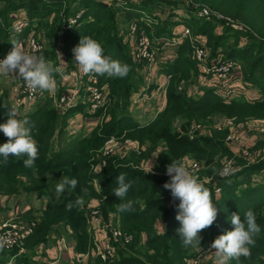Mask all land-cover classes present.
<instances>
[{
  "label": "trees",
  "instance_id": "trees-1",
  "mask_svg": "<svg viewBox=\"0 0 264 264\" xmlns=\"http://www.w3.org/2000/svg\"><path fill=\"white\" fill-rule=\"evenodd\" d=\"M2 1L5 4L0 8V15H4L7 21L12 22L13 20L8 13L20 6L27 9L28 21L18 33H13L11 27L0 26V31L4 35L0 41V54L6 55L11 50L10 41H19L28 32L36 31L43 25L47 36L44 48L48 46L49 50L47 51L48 47H46L40 49L37 54H42L46 59H55L53 65L57 69L60 64L57 58L59 42H62L61 46L67 51L71 65L73 49L79 44L80 38L86 36L101 43L105 56L118 60L122 64L133 66L130 52L126 50L125 45L123 47L118 34L121 30L117 28L112 17L105 15L109 11L104 10L111 6L109 0H75L77 2L75 10L81 7L83 12L77 18V23H71V25H68L67 20V16L74 11L69 7L71 3L64 8L63 16L65 17L63 19L59 16L54 18L52 23L48 22L49 13L60 8L63 0H0ZM182 1L123 0L121 7L117 8L123 9L124 21L134 20L139 27L147 29L149 24L145 22L143 13L150 14L159 3L175 6L181 2L180 4L186 9L191 7L185 0ZM192 1L205 2L213 8L212 10L239 22L242 28L247 27L243 30L226 25L220 33H216V23L212 20L195 16L184 19L186 25L189 27L194 25L206 34L207 45L211 47L210 55L216 54L220 48L222 53L228 54L241 63L242 75H245L247 81L255 84L261 96L251 101H238L236 99L225 100L213 86L206 87L196 95L179 90L175 80H178L182 74L183 76L188 74L185 66L190 58L187 55L175 56L171 61H166L163 67L164 72L171 78L166 86L164 105L155 116L146 123H140L127 110L129 102L126 99L130 92L126 87L127 83L132 86V81L128 79L127 83L124 82L127 76L134 73L136 80L141 78L135 69L124 78L99 76L100 83L110 86L112 100L108 102L111 104L106 111L108 117L100 124L97 123L88 133H80L71 138L65 137L61 146L56 144L57 148L54 136L58 135L60 141L64 137V128L57 118L59 115L57 108L44 107L42 102L38 103L35 108L24 115L30 121L32 137L39 147L40 155L34 165L30 168L24 167L23 160L26 157L10 156L5 161L0 156V199L5 196L8 198L18 196V201H22V197L29 192L38 196L46 195V199L38 209L34 206H24L18 211L19 217L35 221V225L33 231L23 241L26 250L16 256L17 262L34 263L37 260L38 264H44L40 259H32L37 245L40 242L45 243L51 240L50 234L53 231L60 234L61 227L65 225L72 228L73 248L76 251L82 252L90 248L92 237L91 232L87 230L84 207L73 208L71 211L65 208L67 202L83 195L85 202L91 197L100 198L99 208L103 217L115 222L124 232L133 234L132 240L127 243L112 241L115 244V254L106 261V264H185V258L190 255V251L182 246L176 231L179 227V221L176 219L179 199H170L167 189L163 187L165 182L170 180V176L163 173V169L165 170L172 160H179L180 155L187 151L201 154L208 159H212L214 155L228 154L231 151L220 137L206 135L191 137L186 133H179L177 128H183L192 119L204 118L218 111H225L226 114L231 115L249 112L254 117H264V82L259 80L257 75V72L264 74V0ZM98 18L103 19V22H99ZM168 19L174 20L169 17ZM11 32L13 36L8 38ZM242 33L248 39L241 42L242 44L228 49L226 47L228 43H222L226 39L225 36L238 37ZM157 34L166 36L173 33L171 29L160 26ZM187 45V38H185L178 43L177 51L182 52L188 49L187 53H189L190 47ZM68 67L67 64L64 70H68ZM55 75L58 78L63 77L59 71ZM1 97L0 123H5L7 116L4 106L11 107L12 105L2 100ZM179 120H181L180 123H178ZM111 134H124L136 140L144 149L130 150L122 155L123 157L115 155L116 153L102 156L104 141ZM7 139L0 131V144L7 142ZM159 147L160 149H157ZM154 150L155 152L163 150V152L154 157L153 172L144 173L142 166L135 165L141 160L151 161ZM103 159L106 163L93 170L94 164ZM100 168L101 171H99ZM120 173H125L126 180L131 183L126 197L127 200L133 201L134 210L131 213H121L117 210L121 201L112 192L118 186L116 176ZM60 176L69 179L76 178L79 183L74 190L67 188L55 197L51 189L61 181L57 179ZM93 178L99 180L100 189L92 183ZM203 184L210 190L216 203L217 218L212 226L199 233L200 243L205 246L211 245L217 236L232 230L233 225L230 219L232 213H237L243 220L244 213L252 210L261 227V232L256 237L255 246L251 248V256L247 259L241 258L239 264H264V259L261 257L264 252V158L252 163H242V167L233 171L232 175L224 177L218 174L211 181H205ZM216 187L220 188L217 193L215 192ZM82 188L87 189L86 195L81 192ZM5 204L0 201V208ZM1 217L3 215L0 213ZM160 223L164 226V230ZM7 250L0 252V260L6 258ZM17 250L18 247L15 246L8 252L16 254ZM101 263V257L93 251L85 261L80 262V264ZM229 264H237V262L233 260Z\"/></svg>",
  "mask_w": 264,
  "mask_h": 264
},
{
  "label": "rangeland",
  "instance_id": "rangeland-1",
  "mask_svg": "<svg viewBox=\"0 0 264 264\" xmlns=\"http://www.w3.org/2000/svg\"><path fill=\"white\" fill-rule=\"evenodd\" d=\"M121 1L123 0H118V1L109 0V3H111L110 4L111 6L110 8L108 7L104 11H109L105 15L107 17H112L114 19L115 24L117 25V28L121 30V32L118 33L120 35V40L122 42L123 47L125 45L126 50L130 52L131 60L133 61L132 62L133 66L131 67V65H129L131 67V71L135 69L137 72V75L139 74L141 76V78H138L136 80L135 73H134L131 76H127L124 82V83H127L128 79L132 81V86H130L129 83H127V87H126V89L130 92L128 99H126L129 102L127 106L128 107L127 110L132 115L136 114L137 112H138L137 115L141 114V112L146 115L147 113H151L152 112L151 110L154 107L155 109L157 107L156 112H155V115H156L158 111L163 107L164 102H165L166 86L170 80L169 78H171L169 74L168 76H166V73L164 72L163 67L165 66L166 61H171L172 59L175 58V56H181V55H187L190 59L188 62L186 61V66H185V71L188 74L186 76H183L182 74L178 80L177 79L175 80L177 89L185 90L188 94H191V95H196L200 93L206 87H210V86L212 87L214 85L215 91L220 93L225 100L236 99L238 101H251V99H253V98H250L253 95L250 92H252L251 88L252 87L256 88V86L254 83L247 81L246 78L244 77L245 75H242V67H243L242 64L236 61L235 59L231 58L230 56H228V54L222 53V49L220 48L216 54L210 55L211 47L207 45L206 34L203 33L202 31H199L194 25H193L194 27L190 26L189 35L183 36L182 39L180 38L177 42H175L176 44L175 43L170 44L171 37L175 35L176 33L180 34L182 32L183 27L187 26L184 22V19L192 17V16H195L197 18H204V17L196 15L195 13V11L197 12V9L201 5L206 6L207 8H210L211 10L213 9L207 3L205 2L200 3V2H196L192 0H185L187 4L191 5V7L188 9L183 7V5L180 4L181 2L177 3V5L175 6L173 5L169 6L168 3H159V5L153 8L154 10L150 14L146 11H145L146 13H143L144 15L143 18L145 22L149 24V27L147 29L139 27L138 24H137V27H135L134 29H131V24L134 20L129 19L128 21H124L123 20V15H124L123 9L117 8V7H121ZM179 1H182V0H179ZM68 3H71L69 4V7L72 8V10L74 9V11H72L69 15L67 14L68 15L67 20L69 22L68 25H71V23L76 24L77 18H79L82 15L83 9L80 7L79 9L75 10V8L77 7L76 6L77 2L75 0H63L62 6H60V8L54 9L52 13H49V15L47 16L48 22L52 23L55 20L54 18H58L59 16L63 19V17H65L63 16V11H64V8L68 6ZM4 4H5L4 1L0 2V8L2 6L4 7ZM11 13L12 12L10 11L8 15ZM15 13H18V14L20 13L21 15L25 14L24 16L25 18L22 19V21L24 22V26H25L28 21L27 9L25 7L20 6L15 9ZM168 17L174 20L170 21ZM47 18L45 19L47 20ZM97 20L99 22H103V19L101 18H98ZM208 20H212L216 23L215 24L216 33H220L225 28L226 25L227 26L229 25L231 26V28H236V29L238 28V29L245 30V28H247V27L242 28V25H240L239 22L232 20V19H231L232 21H229V20L217 19L215 17H212V18H209ZM233 23L234 24L236 23L238 26H234ZM0 26H3V27L5 26L7 28L11 27V29L16 31V29L14 28L15 23L7 21L4 15H0ZM160 26L164 27L165 29H171V33L173 34L166 35V36L158 35L157 34L158 28ZM45 29L46 28L43 27L42 25L38 30L28 32L19 41L22 43V45H24L26 41V37L30 33H33L35 39L42 43L41 49H43L44 44L46 45L47 43V36H46ZM142 29H143V34H141ZM0 34H1L0 35V41H1L4 35L2 34L1 31H0ZM12 34L13 33L11 32V35L9 34L8 38L12 37L13 36ZM141 37L146 38L147 49L150 52H153V54L155 53L156 61L154 63L150 64L148 62V59H146V57H141V58L136 57L135 54L138 51V48L140 45L139 41L141 40ZM185 38H187V42L190 47V52L187 53L188 49H185L182 52H178L177 51L178 43H181ZM225 38L226 39H224L222 43H228L226 46L228 49H231L233 48V46L235 47L238 44H242L241 43L242 41L248 40L247 36L243 33L240 34V36L238 35V37L228 35V36H225ZM61 43L62 42L60 41L59 44L57 45L59 46L57 49L58 62L62 61V64L60 63V65H63L62 66L63 68L65 66L64 61H66V63L69 66L68 70L66 71L75 72L77 77L69 79L66 77L58 78V76L55 75L57 89H58L55 95H51L48 92H42V93L38 92L34 103L30 106L25 107L26 109L22 108L21 105H18V109H19L18 118L20 119L25 118L24 116L25 113L35 108V106L40 102L43 103L44 107L53 106L57 108L56 110L58 111V114H59L57 118H58V122L61 123L64 128V132H63L64 137L62 138V141H60V137H58V135L54 136L55 146L56 144H58V146H61V142L64 141L65 137L71 138L77 135L78 132L80 131H82L83 133L84 131L88 130L89 127L93 128L94 126L97 125V123L100 124L105 118L108 117V115H106V111L109 105H111V104H108V102L112 100V97L110 96V86H109L108 87L109 92H108L106 104L103 105L101 108H98L97 110H94V111H91L88 108V103L86 102V98H85L86 94H85V88H84L87 84L85 80L86 75L79 73L74 54H73V57H71L72 58L71 65L69 64L70 57L67 51L65 50V48L61 46ZM199 44L203 46L205 49L204 56H203L204 58L202 60L197 59L194 57V55H192L194 48L198 46ZM46 47L48 46H45V48ZM11 48L12 46H10V49ZM48 50H49V47L47 48V51ZM34 54H37V53H34ZM46 57L48 58V56ZM192 57L195 58L196 60H194ZM47 60L53 64V61L55 59H47ZM221 60H223L224 62H228V65H229L228 73H227L228 76L224 80H220L216 77L217 66L219 65V61ZM236 70L238 72H236ZM257 73H258L257 75H258L259 80L264 82V74H262L261 72H257ZM148 74L149 76H151L150 85H149V82L146 81ZM144 75L145 76L147 75V77H145ZM156 75L157 76L162 75V79L166 77L165 79L166 81L164 84V97H163V102L161 104L159 102L160 100L159 90H155L157 86L153 87L155 85V80H158V77H159V76L157 77ZM78 76H80L82 79L79 78ZM19 80L20 79L16 78L13 75H7V76L0 75V96H2L1 97L2 100L12 103L11 99L9 100V97H10V94L12 93V90H14V86H17L16 84L19 82ZM226 87H229V88L232 87L231 91L226 92L225 90ZM152 90L156 91V92L154 91L155 94L150 92ZM222 90L224 91L225 95L221 92ZM256 90L259 91L257 88ZM65 91H68L74 97L72 104L68 106L60 104L58 100V98L61 96V93L62 92L64 93ZM257 95L261 96L260 91ZM142 102H145V103L147 102L145 105V106L148 105L149 107L147 109V112L145 109H142L144 107L143 105H139ZM139 119L143 121H140ZM148 120H149V117L146 119V122ZM138 121L140 123H146L144 122V119H142L141 117L138 118ZM180 121L181 120H179L178 123H180ZM192 126L194 127L193 130L191 129ZM177 131L179 133H186L187 135H190L192 137H196L199 135L220 137L221 139H223L225 145H227V147L231 151L230 153L222 155V156L214 155L212 159H208L207 157L202 156L201 154H195L190 151L184 152L180 155L179 160L181 161L186 160V159L197 160L199 167L197 169H193V170L188 169V170L191 173H193L195 176H197L202 183L205 181L206 182L211 181V179L215 175L219 174L221 176V173H220L221 168L228 162H230L231 166L235 170H237L240 167H242V163H252V162H256L264 158V117L262 118L254 117V115H252V113H249V112L248 113H237L234 115L226 114L225 111L213 112L211 113L210 116H206L204 118L192 119L191 121L187 122L183 128L178 127ZM111 135H115V134H111ZM120 135H117V136H120ZM251 136H252L251 141L253 143H251L248 146L247 144L245 145V142ZM63 146H64V143H63ZM231 148H234V151ZM157 149H160V147ZM120 150H121L120 153L118 152L115 155L122 156V155L127 154L128 151H130L124 148L123 146L121 147ZM155 151L156 150H154L153 153H155ZM101 155L103 156L102 153ZM151 159H152L151 163L153 164L154 157H152ZM135 166H138V167L142 166L144 169H146L149 166V161L141 160ZM166 172H167L166 169L165 170L163 169V173L167 174ZM63 177L65 176H60L57 179L62 180ZM92 183L95 185L96 188L100 189L101 184L99 183L98 179L92 180ZM53 186L55 187V185ZM216 188H215V192L217 193L220 190V188L219 187L218 189ZM66 190L67 188H65L63 191H66ZM51 191H52L53 196L55 197L58 196L55 193V188H52ZM63 191L61 193H63ZM17 198L18 196H15V197L13 196L10 198L5 196L4 198L0 199L1 203H6L2 208H0V213L3 215L6 214L7 210L12 209V207L18 209L24 206H27V207L34 206V208L37 207L38 209V207L41 206L42 202L46 199V195L42 194L41 196H38L35 193L30 194L29 192L25 196L22 197L21 199L22 201H18ZM86 203L87 201L83 205L84 209H86ZM113 223L116 224L115 222ZM116 226L118 225L116 224ZM87 230H88V226H87ZM72 233H73L72 228H70L68 225H65L64 227H61L60 234L53 231L50 234L52 238L51 240L45 243L44 242H40V243H43V246L46 245L49 247H54L52 248L53 250L52 249L51 250L52 252L54 251V253L56 254L57 253V250H56L57 241H58V238L61 236L65 237L67 243L73 246L72 243L74 242V239H73ZM93 235H95L97 238L98 234L95 231L94 233H92L91 231L92 243L90 245V249L93 250V253H94L96 252L97 246H95L96 242H95ZM205 247L207 246L200 243V248H196V249L187 248V249L190 251V255H196V254H199V252H201ZM8 251L9 249L7 250V252L5 251L6 253H8V255L6 256L4 260L8 259L10 256ZM69 255L70 254H68L67 251L65 250L62 251V253L58 256L59 258L61 257L60 262L62 263V261H65V260L69 261L68 264H70V262L71 264H80V262H82V261H77L75 259L71 260L70 259L71 256ZM261 257L264 259V252L263 254H261ZM66 258H68V260ZM213 258H215V252L212 249L208 258H206L203 261L202 258L200 257L197 264H210L211 259L212 261H215L213 260Z\"/></svg>",
  "mask_w": 264,
  "mask_h": 264
},
{
  "label": "clouds",
  "instance_id": "clouds-1",
  "mask_svg": "<svg viewBox=\"0 0 264 264\" xmlns=\"http://www.w3.org/2000/svg\"><path fill=\"white\" fill-rule=\"evenodd\" d=\"M21 29H16L20 31ZM11 50L3 59H0V75H13L25 82L26 86L33 92H48L55 95L57 83L55 73L58 69L48 61L42 54H34L25 51L24 46L18 40L10 41ZM75 61L84 75L108 76L110 78H124L131 71V67L113 60L104 55V49L100 42L92 37L80 38L79 44L73 49ZM60 55V54H59ZM7 120L0 123V131L8 138L7 142L0 144V156L5 161L10 156L26 157L23 165L30 168L39 158V147L32 137V127L27 117L20 119L18 106L5 105ZM163 150L153 153L158 156ZM102 168V167H101ZM101 168L99 171H101ZM170 180L163 187L170 190L173 198L179 199V211L176 219L179 221L177 233L179 240L185 248H200L201 237L199 233L213 225L217 218L216 203L212 198L210 190L191 173L181 160H172L166 167ZM153 164L149 160V166L144 173H152ZM233 174V169L226 167L221 175L224 177ZM79 181L76 178H63L55 187V193L59 195L65 188L74 190ZM98 183V181H97ZM117 187L113 189L115 196L121 201L117 210L121 213H131L134 210L133 201L127 200V193L131 183L126 180V174L120 173L116 176ZM81 192L87 194V189ZM83 195L77 196L73 201L66 203L65 208L71 211L84 205ZM232 230L217 236L211 243L215 252L216 264H229L236 261L239 264L241 258L247 259L251 256V248L255 246L256 237L261 232V227L256 221V215L252 210L244 213L243 220L237 213H232ZM161 224V223H160ZM162 229L164 226L161 224ZM7 242L0 238V252Z\"/></svg>",
  "mask_w": 264,
  "mask_h": 264
},
{
  "label": "built area",
  "instance_id": "built-area-1",
  "mask_svg": "<svg viewBox=\"0 0 264 264\" xmlns=\"http://www.w3.org/2000/svg\"><path fill=\"white\" fill-rule=\"evenodd\" d=\"M118 1V0H117ZM202 6V7H201ZM197 12L195 11L196 15L204 17V18H212L215 17L217 19H224L232 21L231 18L227 15H224L217 11H212L210 8H207L206 6L201 5ZM82 11V10H80ZM73 18V17H71ZM234 26H238L236 23ZM24 26V22L22 19H19L15 22V29H22ZM137 27V22L133 21L131 24V29H134ZM190 27L184 26L182 29V32L180 34L176 33L171 37L170 44H174L177 42L180 38L182 39L183 36L189 35ZM141 34H143V29L141 30ZM143 37V36H142ZM139 41V48L136 52V57H146L148 59V62L154 63L156 61L155 53L150 52L147 49V41L146 38H142ZM176 44V43H175ZM25 51L30 53H37L42 48V43L35 39L33 33H30L26 37L25 44L23 45ZM204 47L200 44L194 48L193 54L195 58L197 59H203L204 57ZM6 55L0 54V59H3ZM223 60L219 61V65L217 66V72L216 77L220 80H224L228 76V62H222ZM63 65H58V71L62 74L63 77L72 79L74 77H77L75 72L72 71H65V66L62 68ZM81 78L80 76H78ZM82 79V78H81ZM86 86L85 88V98L86 102L88 103V108L91 111L97 110L98 108H101L103 105L107 102V96H108V86L106 83H100L98 77L93 75H86ZM166 80L161 81L159 86L164 87ZM17 86H14V90H12V102L13 105H21V106H30L34 103L37 93H33L25 84L23 80H19V82L16 84ZM213 85V84H212ZM214 87V85H213ZM215 88V87H214ZM232 88V87H231ZM231 88L226 87V92L231 91ZM224 94V91H221ZM225 95V94H224ZM73 95H71L68 91H65L64 93H61V96L58 98L59 103L62 105H71L73 102ZM199 126V125H198ZM193 126L191 129L193 130ZM192 137V136H191ZM124 147L128 150H136L139 151V149L143 148L139 143L131 139L130 137L124 136V134L117 136V135H111L108 136L103 144L101 153L103 156L110 154V153H120L121 147ZM122 153V152H121ZM186 167L189 170L197 169L199 167V164L197 160L195 159H186L183 160ZM106 163L105 159L98 161L96 164H94L93 170L98 169L100 166L104 165ZM230 167L235 170L231 163H226L222 168L221 172L224 168ZM167 173V172H166ZM93 180H96L93 178ZM218 189V187L216 188ZM167 194L170 199H172V195L170 190L167 189ZM104 197V196H103ZM100 198L91 197L87 203H86V219H87V226L88 231H94L98 234L97 238L95 235H93L95 242H99L100 244V233L102 235L103 232V243L101 245H97V251L98 255L102 259L101 264H106V261L108 259H111L112 256L115 254V244L112 241L121 242V243H127L132 240L133 234L130 232H124L121 230L116 224L111 222L110 220H106L103 217V214L99 208L100 205ZM113 223V224H112ZM35 221L26 220L23 218H19L18 212H13L10 216L7 217H1L0 218V238H3L7 245L5 249H11L13 247H18V250L16 254H10L9 258L6 260H0V264H38L36 259H40V255L43 254V249H45V246H43V243H39L37 245L36 252L32 255V259H35L36 262L34 263H27L25 261H19L17 262L15 260L16 256L19 253H22L26 250L25 246H23V241L25 237H27L34 228ZM57 256L58 257L62 251H67L70 253L72 259H75L77 261H85L90 255L92 250L88 248L86 251H76L70 244L67 243L65 237L61 236L58 238L57 241ZM211 245H208L205 247L199 254L196 255H189L185 258V264H197L199 258L201 257L202 260H205L208 258L210 252L212 251Z\"/></svg>",
  "mask_w": 264,
  "mask_h": 264
},
{
  "label": "crops",
  "instance_id": "crops-1",
  "mask_svg": "<svg viewBox=\"0 0 264 264\" xmlns=\"http://www.w3.org/2000/svg\"><path fill=\"white\" fill-rule=\"evenodd\" d=\"M12 13L11 14H9L10 16H11V18L13 19L12 20V23H15L17 20H19V19H24L25 17V14H23V15H21L20 13L18 14V13H15V10H13V11H11ZM15 14V15H14ZM13 33H18L17 31H15V30H13L12 31ZM20 32V31H19ZM243 42V41H242ZM61 61V60H60ZM61 64H62V61L60 62ZM64 64H65V67H66V65H67V63H66V61H64ZM77 67H78V70H79V73L80 74H82L81 73V71H80V68H79V65L77 64ZM236 72H238L237 70H236ZM150 74V73H149ZM149 74H148V77H147V75L145 76V77H147L146 79V81L147 82H149V85H150V83H151V76H149ZM237 75V74H236ZM157 76V75H156ZM159 76V75H158ZM157 76V77H158ZM166 76H168V74H166ZM157 77H156V79H157ZM166 79V77H164L163 79H162V75H160L159 77H158V80H155V85L153 86V87H155V86H157L156 88H155V90H159V95H160V100H159V102H160V104L163 102V97H164V87H161V86H159L160 84V82L161 81H163V80H165ZM158 84V85H157ZM252 89V92H250L251 94H253L250 98H255V97H259V95H257L258 93H259V91H257L256 90V88L255 87H252L251 88ZM254 89V90H253ZM154 90V91H155ZM153 90L152 91H150L151 93H153V94H155V92H154ZM247 93H248V91H247ZM12 94V93H11ZM10 94V97H9V100L11 99V102H12V95ZM250 94V95H251ZM147 103V102H146ZM146 103L145 102H142V103H140L139 105H143L144 107L142 108V109H145L146 110V112H147V109L149 108L148 107V105L147 106H145L146 105ZM11 105H13V102L11 103ZM22 108H25V106H22ZM159 108V107H158ZM26 109V108H25ZM156 109H157V107H156ZM156 109H155V107L151 110L152 112L151 113H147L146 115L144 114V113H142L141 112V114H139V115H137V113L136 114H134V116L136 117V119L138 120V118H142V119H144V122H146V119L149 117V119L150 118H152L154 115H155V112H156ZM145 112V113H146ZM140 120V119H139ZM140 121H143V120H140ZM90 129H92V127H89L88 128V130H86V131H84L83 133H88L89 131H90ZM80 133H82V131H80V132H78V134H80ZM77 134V135H78ZM76 136V135H75ZM251 139H252V136L250 137V138H248L247 139V141L245 142V145L247 144V146L248 145H250L251 143H253L252 141H251ZM233 151H234V148H231ZM2 198H4V197H2ZM1 198V199H2ZM21 208H24V207H21ZM19 209L20 208H18V209H16V208H12V209H8L7 210V213L6 214H2L3 215V217H7V216H10L13 212H16V210H17V212L19 211ZM102 235H103V232H102ZM102 235H101V233H100V244H99V242H97L96 241V245L95 246H97V245H101L102 243H103V237H102ZM72 244H74V242L72 243ZM71 245V244H70ZM72 246V245H71ZM58 246H56V250L58 249L57 248ZM73 247V246H72ZM52 248H54V247H49V246H46L45 245V249H43L44 251H43V254L42 255H40V260L41 261H43L44 262V264H68L69 263V261H62V263L60 262V259H61V257L59 258V257H56V255H57V253L55 254L54 253V251L52 252ZM52 249V250H51ZM51 250V251H50ZM93 251V250H92ZM97 251H99V249H97L96 248V252H94V254H97L98 252ZM68 254H70L69 252H67ZM62 256V255H61ZM69 256H71V255H69ZM67 260H68V258H66ZM70 259L71 260H73L71 257H70ZM69 259V260H70ZM213 260H215L216 261V259L215 258H213ZM204 261V260H203ZM215 261H212V259H211V263L210 264H216V262ZM70 264H71V262H70Z\"/></svg>",
  "mask_w": 264,
  "mask_h": 264
}]
</instances>
